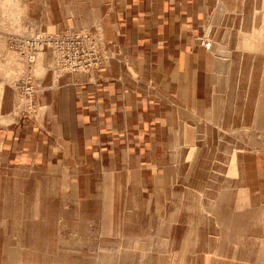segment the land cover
I'll return each instance as SVG.
<instances>
[{
	"label": "rangeland",
	"instance_id": "obj_1",
	"mask_svg": "<svg viewBox=\"0 0 264 264\" xmlns=\"http://www.w3.org/2000/svg\"><path fill=\"white\" fill-rule=\"evenodd\" d=\"M201 1V93L147 138L124 119L108 135L77 111L48 117L39 101L55 98L40 81L104 66L102 0H0L3 73L27 128L0 154V264H264V0ZM73 30L93 39L86 70H62L45 44L34 63L11 48Z\"/></svg>",
	"mask_w": 264,
	"mask_h": 264
},
{
	"label": "crops",
	"instance_id": "obj_2",
	"mask_svg": "<svg viewBox=\"0 0 264 264\" xmlns=\"http://www.w3.org/2000/svg\"><path fill=\"white\" fill-rule=\"evenodd\" d=\"M100 7L106 9L97 21L105 40L104 66L92 75L62 76L54 88L40 81L46 94L51 92L55 98L40 96L39 101L48 107V117L63 118L62 113H53L54 108H58L57 112L70 110L72 118L77 111L79 117L81 114L99 121L101 133L108 135L120 134L119 122L124 119L127 134L141 133L149 138L155 127L174 125L175 113L187 109L189 91L196 100L201 93L199 77L205 68L199 63L201 47L196 40L206 22L204 2L102 0ZM118 7H122L121 11ZM7 50V43L1 41L0 154L11 156V140L22 141L27 128L16 113V94L3 73ZM139 71H146L147 76H140ZM149 72H157L160 78L150 77ZM156 95L161 99H156ZM169 111L172 115L166 114ZM132 119L135 124L128 127ZM31 134L44 135L38 131ZM41 143L45 144V139H40ZM140 144L151 149L148 141Z\"/></svg>",
	"mask_w": 264,
	"mask_h": 264
},
{
	"label": "built area",
	"instance_id": "obj_3",
	"mask_svg": "<svg viewBox=\"0 0 264 264\" xmlns=\"http://www.w3.org/2000/svg\"><path fill=\"white\" fill-rule=\"evenodd\" d=\"M91 41H93L91 36L83 33L80 34L73 30L63 35L49 37L47 42L40 44L36 41H30V43L26 41V39L14 37L11 48L20 52L25 60L28 56L27 60L29 63H34L36 62L35 52H44L45 46H48L51 50H53V54L56 56L59 68L68 72H76L79 70H86L90 67L87 65L90 61H86L85 59L91 51L94 53L95 51L91 48L84 50V48L92 47ZM81 48L82 50H79ZM97 61L100 62V58H97ZM18 86L21 87L22 85L18 84Z\"/></svg>",
	"mask_w": 264,
	"mask_h": 264
}]
</instances>
